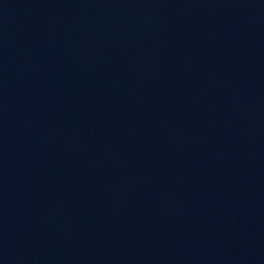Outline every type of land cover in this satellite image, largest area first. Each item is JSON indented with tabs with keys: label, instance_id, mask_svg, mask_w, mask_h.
<instances>
[{
	"label": "water",
	"instance_id": "water-1",
	"mask_svg": "<svg viewBox=\"0 0 264 264\" xmlns=\"http://www.w3.org/2000/svg\"><path fill=\"white\" fill-rule=\"evenodd\" d=\"M0 264H264V0H0Z\"/></svg>",
	"mask_w": 264,
	"mask_h": 264
}]
</instances>
